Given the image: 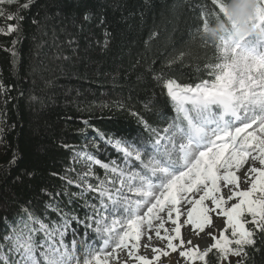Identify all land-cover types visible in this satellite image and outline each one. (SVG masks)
I'll return each instance as SVG.
<instances>
[{
  "label": "snow or ice",
  "instance_id": "1",
  "mask_svg": "<svg viewBox=\"0 0 264 264\" xmlns=\"http://www.w3.org/2000/svg\"><path fill=\"white\" fill-rule=\"evenodd\" d=\"M5 3L19 4L15 14L0 8V16L17 21L6 31L0 29L5 35L17 33L12 41L15 46L21 31L19 22L24 19L20 12L30 10L36 0H0V5ZM210 3L214 8L200 7L202 31L198 29L197 35L219 52V62L206 65L215 79L193 86L163 73L153 74L180 122L173 121L158 132L151 150L115 140L114 146L125 157L124 168H110L87 151L76 152L73 159L86 170L76 173L75 178L64 175L60 179L80 190L71 196L83 198L95 193L93 199L98 204L87 205L91 214L81 220L50 202L46 209L58 219L48 222L22 207L24 215L9 226L4 243H0V264H159L161 257L172 253L178 254L177 264H209L210 254L212 264H248L249 249L264 250V0H256L255 35L238 40L228 32L218 43L207 40L204 34L225 18L226 0ZM58 19L61 30L67 32L68 17L63 15L61 0H51L32 23L47 35L49 23ZM90 19L85 13L83 20ZM52 34L56 35L54 23ZM109 35L105 30V47ZM67 43L71 46L74 40L69 38ZM12 55H17L14 47ZM182 57L183 53L169 60L168 66ZM56 59L68 61L70 57L59 54ZM30 100L42 103L35 95ZM141 122L150 128L147 121L141 118ZM3 135L0 128V138ZM129 160L139 163L130 166ZM93 165L106 170L105 179L96 176ZM70 171L75 172V168ZM109 171L115 178L108 177ZM90 177L98 182L91 183ZM214 217L222 218L223 227L207 231L214 227ZM74 222L83 224L85 230L92 229L95 239L89 240L86 231L77 233ZM185 226L198 238L207 237L212 242L201 248L191 238L185 239ZM69 230L72 239L67 241ZM154 238L162 246L152 244ZM141 247L151 248V258L140 254Z\"/></svg>",
  "mask_w": 264,
  "mask_h": 264
},
{
  "label": "trees",
  "instance_id": "2",
  "mask_svg": "<svg viewBox=\"0 0 264 264\" xmlns=\"http://www.w3.org/2000/svg\"><path fill=\"white\" fill-rule=\"evenodd\" d=\"M23 2L26 0H20ZM50 4L51 0H36L30 10L20 12L24 19L19 22L15 46L12 41L17 33H0V115L7 125L0 157V243L9 226L24 215L22 207L46 222L58 219L46 209L50 202L81 220L91 214L87 205L98 204L93 199L96 194L71 196L80 190L60 179L72 177L76 152L84 150L110 168H124L125 157L114 146L115 140L151 150L158 132L173 121L180 122L153 74L163 73L194 86L214 80L206 65L219 62L214 44L205 45L197 35L198 29L202 31L200 7L214 8L210 0H61L63 15L68 17L67 32L61 30L58 19L49 23L44 35L32 20L38 12L42 16ZM0 8L15 14L19 4L5 3ZM85 13L91 15L89 21L83 20ZM15 23L0 16L2 27ZM105 30L110 34L107 47ZM69 38L74 40L71 46ZM181 53L183 57L168 66ZM59 54L70 59L57 60ZM33 95L42 103L32 102ZM86 141L90 145L85 148ZM138 163L128 161L130 166ZM92 169L105 179L104 168L93 165ZM107 175L113 178L110 171ZM89 179L98 182L95 177ZM74 227L79 234L86 231L89 240L95 239L92 229L85 230L75 222ZM65 239H72L71 230ZM249 252L248 264H264V250ZM212 260L210 254L209 264Z\"/></svg>",
  "mask_w": 264,
  "mask_h": 264
},
{
  "label": "clouds",
  "instance_id": "3",
  "mask_svg": "<svg viewBox=\"0 0 264 264\" xmlns=\"http://www.w3.org/2000/svg\"><path fill=\"white\" fill-rule=\"evenodd\" d=\"M256 6V0H226L225 18L210 27L204 34L205 38L218 43L228 32H231L232 36L238 40L255 35L252 21Z\"/></svg>",
  "mask_w": 264,
  "mask_h": 264
},
{
  "label": "rangeland",
  "instance_id": "4",
  "mask_svg": "<svg viewBox=\"0 0 264 264\" xmlns=\"http://www.w3.org/2000/svg\"><path fill=\"white\" fill-rule=\"evenodd\" d=\"M7 27H8V25H6V24H5L4 27H2L0 25V29H4L5 31L7 30ZM0 33L1 34H4L3 32H0ZM2 104H3V101H2L1 93H0V106ZM0 128L3 129V132L4 133L7 131V125H6V123L3 122V119L1 118V115H0ZM4 143L5 142H4L3 137L0 138V157L3 155L2 146L4 145ZM88 145H90V142L86 141V144H85L84 147L86 148V147H88ZM72 168H75V172H72L71 171L73 178L76 177V173L83 172V171L86 170L82 163H77L75 160L72 161ZM113 178H115L114 175H113ZM242 187H246V185H242ZM224 191H225V193L227 192L226 189ZM181 219L183 220L184 217H182ZM165 226L166 227H170L169 224H166ZM221 227H223V220H222V218L214 217V227L208 228L207 231H216L217 229H219ZM182 233L184 234V238L185 239L191 238L193 240V242L196 243V244H199L201 246V248H203L205 245L210 244L212 242L211 239L210 238H207V237H205L203 239L198 238L194 234V232L191 231L190 226H185L182 229ZM144 239L146 240V238H144ZM143 242L144 241L142 240V244H143ZM152 244H154L156 246H162L161 242H159L155 238L153 239ZM140 254L147 255L149 258H151V256H152L151 248L145 249V248L141 247ZM177 259H178V254L172 253L168 257H161V260H160L159 264H177ZM180 259H182V258H180ZM195 264H200V263L196 261Z\"/></svg>",
  "mask_w": 264,
  "mask_h": 264
}]
</instances>
